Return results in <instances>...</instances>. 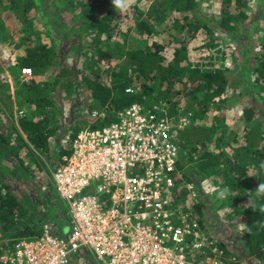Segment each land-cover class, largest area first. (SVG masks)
I'll return each instance as SVG.
<instances>
[{
	"label": "trees",
	"instance_id": "trees-1",
	"mask_svg": "<svg viewBox=\"0 0 264 264\" xmlns=\"http://www.w3.org/2000/svg\"><path fill=\"white\" fill-rule=\"evenodd\" d=\"M135 1L137 4L150 3L145 17L137 21L136 24L140 36L156 35L158 33L156 28L161 26L172 12L178 13L179 19L173 18L171 27L167 24L161 27V31L166 29L172 35V41L177 45L172 44L173 57L169 63H164V57L161 55L164 48L157 42H152L143 48L128 50L122 48L117 41L112 39V35L118 34L124 16H120L114 6L107 3V0L94 1L93 6L98 4L99 7L98 12L93 13L94 8H92L89 13L86 29L87 36H91V39L87 46H83L85 37L78 33L75 34V31H72V26H68L66 33H63L58 40H54L50 34L48 37L50 45L43 43V40L38 36L33 38L31 28H33L35 20L41 23L44 17L43 27L49 30V23L46 20L49 21L51 17L44 11V7L49 6L46 1L0 0V7L6 6L4 10L1 9L3 14H0V17L11 16V21H18L24 28L25 36L21 39V45L24 43L26 45L25 55L20 58L17 64L18 76L20 77V71L23 68L31 70V78L22 82L15 92L24 110V115L19 118L17 124L26 136V141L18 131V125H15L14 118L9 115L7 118L9 130L7 127V129L3 128V124L0 123V159L13 160L22 166L21 151L25 150L28 156L34 158L35 164H38L39 158L49 149L50 140L56 136L58 130V126L53 124L56 121L53 111L61 110L55 106V102H57L55 94L63 92L66 96L67 92H71L69 93L70 102L73 101L75 105L82 106L80 100L84 92L74 87L77 80L89 89V96L86 99L89 104L85 105V113L94 109L106 113L105 120H99L92 124V128L106 125V122L112 121L111 116H114L115 112L134 103H145L148 106L163 104L161 107L165 109V114L171 119L176 118L178 113L176 112L175 98L179 95L188 101L186 111L191 113L192 123L195 120L204 119V116L212 110L214 112L226 110L227 100L224 99V95L229 88L228 70L220 68L217 64L215 66L214 63L212 69H205L197 63L188 62L186 56L189 51H192L188 44L197 38V33L201 30L210 35V42L207 45H202L199 49L194 48V52L203 48L207 49V58L211 62L212 51L215 50L214 45L217 44L213 38L215 33L210 27V20H206V17L200 15L201 0ZM223 1L224 8L220 10L215 30L235 42L239 38L240 28L249 19L247 11L251 10L252 0ZM258 2L261 3L260 0ZM65 6H75V4L70 2L65 3ZM82 6L84 5L79 8ZM52 8L54 22L65 27V23L59 16L61 8L58 0H53ZM133 9L134 14L139 12L136 7ZM4 24L0 18V35ZM177 30L181 32L185 30L189 37L187 42L180 33H176ZM2 40L5 39L0 36V43ZM219 40L223 41L222 38ZM60 41L68 45V48L61 47ZM172 41L169 42L172 43ZM67 57H75L76 62L73 66L63 63L62 60ZM122 59L125 61V68L113 71L111 73L115 79L113 85H105L100 80L101 74L98 65L101 62L108 63ZM83 60L86 63L82 64ZM86 71H88L87 75H85ZM48 72H54L51 81L38 80L48 75ZM253 72L260 78V84L263 85L264 90V51L263 58L254 67ZM130 87L139 90L126 93L125 90ZM247 88L249 87L247 86ZM197 94L203 95L199 101L196 98ZM5 98L7 101L11 100L7 88ZM261 105L264 106V99ZM253 111L254 109L250 107L244 109L243 119L247 127L251 124L254 116ZM3 115L8 114L4 112ZM77 129L75 127L73 134L65 141L69 146L60 151L59 156L70 153L71 141L78 131ZM254 133L252 130L247 134L249 138L246 139L245 147L237 148V151L232 154V162L229 159L221 161L225 168L223 171L217 172L225 180L223 186L225 185V188L231 190L226 198L228 199L226 204L230 206V203L234 202L230 206L234 211L231 209L228 213L233 219H238L243 224V227L239 226V233L243 237V250L247 252V255L264 264V195L252 189H256L260 182L264 183V167H261L264 165V143L261 146L259 143H253L251 140ZM176 134L181 146V158L177 162L176 168L182 173L183 181L198 188L202 179L208 177L218 167L219 156L213 155L208 150V145L214 141V127L192 125L177 130ZM262 138L264 142V136ZM244 199H251L252 203L246 206L243 204L244 201L242 202ZM26 212L24 206L12 193L10 186L3 183L0 178V237L10 239V241L0 243V254L4 249L11 247L16 238L39 235V228L30 232L26 227L18 228L26 216ZM198 214L201 216L202 213L198 212ZM242 224L240 223V225ZM65 229H61V233L58 234L64 235L62 230L65 231ZM218 247L225 258L233 257V254L224 245L220 244ZM80 253L81 251L77 252L72 258H79L78 254ZM82 253L90 256L86 251H82Z\"/></svg>",
	"mask_w": 264,
	"mask_h": 264
},
{
	"label": "rangeland",
	"instance_id": "rangeland-1",
	"mask_svg": "<svg viewBox=\"0 0 264 264\" xmlns=\"http://www.w3.org/2000/svg\"><path fill=\"white\" fill-rule=\"evenodd\" d=\"M44 1L49 4L48 7H44L46 14L51 17L49 21L46 20V22L49 23V30L43 27L45 23L44 17L41 23L35 20L34 26L31 28L33 38L38 36L43 40V43L50 45V41H48L50 34L53 36L54 40H58L62 37L63 33H66L67 27L72 26V31H75V34L78 33L85 37V44H83V46H87L91 36H87L86 28L91 9L94 8L93 13L98 12V4L93 6L96 0H58L59 7L61 8L59 16L65 23V27H61L58 23L54 22L55 19L52 17L53 0ZM260 1L261 3H259L258 0L251 1V10L250 12L247 11L249 19L240 28L238 34L239 38L235 42H232L229 37L215 30L216 23L219 21L220 10L224 8V1L201 0L200 2V15H203L204 18L206 17V20H210V27L215 33L213 34V38L216 40L215 42H217V44L214 45L215 50L212 51L211 62L207 58V49L203 48L200 49V51L198 50V52H194V48L199 49L202 45H207L210 42V35L201 30L197 33V38L188 44L192 51H189L186 56L188 62L197 63L205 69H212L214 63L215 66L217 64L220 68L228 70L229 88L224 95V99L227 100L226 110L224 112H221V110L214 112L212 110L204 116V119L195 120V122L192 123L191 113L186 111L188 106V101L185 100L186 98L182 95L175 98L177 104L176 112L178 113L175 124L178 118H183L186 119V127L192 125H202L207 128L214 127V141L208 145V150L213 153V155L219 156L217 159L218 167H216L208 177L202 179L198 188L193 186L195 192L194 201L189 198L185 199L184 196L180 201L184 206L191 203L190 208H192L195 213H202L200 217L198 216V220L203 237L210 240L216 246L220 244L224 245L228 251L233 254V257L229 258H225L224 256L222 258L221 256L223 264H262V262L247 255V252L243 250V237L239 233V226L242 222L238 219H233L228 213L229 210L232 209L230 206L234 202H231V205L228 206L226 204L228 199L222 202L220 201L222 199L219 198V190L225 188V185L223 186L225 180L217 172L223 171L225 168V165L221 161H227L229 159V161L232 162V154L237 151V148H241L242 146L245 147L246 139L249 138L247 134L252 130H254L255 135L251 141L257 144L259 143L260 146L264 143L262 138V136H264V106L261 105L264 99V90L263 85L260 84V78L253 72L254 67L263 58L264 51V0ZM70 2L74 3L75 6H65V3ZM107 3L112 5L111 0H107ZM81 5L84 6L79 8ZM149 6L150 3L142 2L137 4L135 1V3L124 12L114 7V9L119 12L120 16H124V20L120 25L118 34L112 35V39L117 41L122 48L128 50L132 48H143L152 42H157L163 45L164 49L161 55L164 57V63L166 64L172 61V44L175 45V43L172 41V35L169 34L166 29H163L165 31H161V27L164 24L171 27L173 18L179 19V17H177L178 13L172 12L164 20V23L156 28L158 31L156 35L140 36L136 24L137 21L145 17V12L148 10ZM5 7L6 6L0 7V14H3L2 12ZM134 7L139 11L137 14H134ZM2 8L3 10H1ZM139 14L141 15L139 16ZM0 18L5 23L4 27H2V34L0 35L5 39L0 43V123L3 124V128L7 127L9 130L7 125V118L9 115H12L14 118L16 126L18 125L17 121L19 118L24 115L21 101L16 97L15 92L21 83L29 78L23 77L22 75L19 77L17 67L20 58L25 55L24 50L26 45L25 43L21 45V39L25 36L24 28L18 21H11V16ZM176 33H180V35L185 38L186 42L189 39L185 30L182 32L177 30ZM102 38H104V36H102ZM220 38H222L223 41H220ZM169 41H172V43ZM61 43L60 41L61 47L68 48V45ZM62 61L72 66L76 62L75 57H67V59ZM82 62V64L86 63L84 60ZM124 65V59L120 61L114 60L108 63L101 62V64L98 65L101 74L100 80L107 86L113 85L115 79L112 77L111 73L115 70L124 69ZM53 73L48 72V75L38 80L49 82L52 80ZM87 74L88 71H86L85 75ZM247 86L249 88H247ZM74 87L84 92L80 100L82 106L79 107L77 104H74L75 102H70L69 93L71 92H67L66 96L63 92H57L55 94V99L57 101L55 102V106L56 108L58 107L57 109L61 110L53 111V115L56 119L53 124L54 126H58V130L56 136L50 140L49 149L39 158L38 164H35L34 158L28 156L25 150L21 151V155L23 156L22 166L16 164L13 160L0 159L1 181L10 186L12 193L27 211L26 216L18 226L19 229L26 227L30 232L37 228L40 229L44 223L59 225L62 223L61 221H67L65 214L66 206L54 191V184L52 178L50 180V175L54 170V166L60 161V151H63L64 148L69 146L66 145L65 141L73 134L75 127L79 129L81 126L88 125L89 123L87 115L83 114V108H85L86 104H89V102L86 101L87 96H89V89H87L85 85L80 84L78 80ZM6 88L11 96L10 101H7L5 98ZM130 88L132 89V87ZM132 90L137 92L139 89ZM196 96L197 101H199L202 99L203 95L197 94ZM141 105L149 110H152L153 107L145 103ZM247 107L254 109V116L252 117L249 127H247L243 119L244 109ZM3 111L8 115L4 116ZM111 117L112 121L117 120L114 116ZM106 123H109V121ZM17 128L26 141V136L22 133L19 125ZM196 177L199 179L198 176ZM182 189L183 195H185V193L187 194L185 188L182 187ZM252 189L256 190L257 188ZM242 202L248 206V204L252 203V200L244 199ZM232 210L234 211V209ZM7 241H10V239H2L0 237V243H5ZM85 258L87 259L85 261H81V258H72L71 264H102L97 262L92 255Z\"/></svg>",
	"mask_w": 264,
	"mask_h": 264
},
{
	"label": "built area",
	"instance_id": "built-area-1",
	"mask_svg": "<svg viewBox=\"0 0 264 264\" xmlns=\"http://www.w3.org/2000/svg\"><path fill=\"white\" fill-rule=\"evenodd\" d=\"M21 75L30 78L31 70L23 68ZM86 115L88 125L78 129L70 153L52 172L68 229L58 235L53 224H43L39 235L4 249L0 264H71L79 251L102 264H223L219 247L203 237L191 203L180 201L195 198L194 185L176 168V132L186 119L175 124L161 106L149 110L137 103L99 128L92 124L106 113L94 109Z\"/></svg>",
	"mask_w": 264,
	"mask_h": 264
},
{
	"label": "clouds",
	"instance_id": "clouds-1",
	"mask_svg": "<svg viewBox=\"0 0 264 264\" xmlns=\"http://www.w3.org/2000/svg\"><path fill=\"white\" fill-rule=\"evenodd\" d=\"M112 2V5L120 10L121 12H124L126 11L133 3H135V0H111ZM20 75H21V71H20ZM31 78V77H30ZM29 78V79H30ZM28 79V80H29ZM64 155L61 156V158L63 157ZM61 158H60V161H61ZM59 161V162H60ZM56 166H54L55 168ZM261 167H264V165H262ZM52 177V175H51ZM53 182V181H52ZM55 191V190H54ZM230 189L229 188H224L222 190H219V198L220 199H226L227 196L230 194ZM257 191L259 194L261 195H264V183L260 182L257 189L255 190ZM45 224V223H44ZM52 224V223H51ZM54 226V224H53ZM55 227V226H54ZM240 227H243V225H240ZM58 234V232H56Z\"/></svg>",
	"mask_w": 264,
	"mask_h": 264
},
{
	"label": "crops",
	"instance_id": "crops-1",
	"mask_svg": "<svg viewBox=\"0 0 264 264\" xmlns=\"http://www.w3.org/2000/svg\"><path fill=\"white\" fill-rule=\"evenodd\" d=\"M62 223H60L59 225H54L55 227H54V231L55 232H58V233H61V229H65V231L64 230H62L63 231V233L62 234H64L65 232H66V230L68 229V222L66 221V220H63V221H61ZM58 235H60V234H58ZM80 252V251H79ZM78 256H79V258H81V260H87L85 257H87L86 255H85V253H82V251H81V253L80 254H78ZM73 259H75V258H73Z\"/></svg>",
	"mask_w": 264,
	"mask_h": 264
}]
</instances>
